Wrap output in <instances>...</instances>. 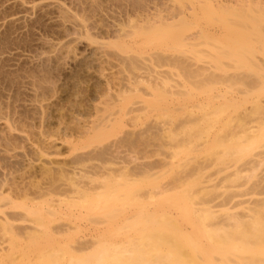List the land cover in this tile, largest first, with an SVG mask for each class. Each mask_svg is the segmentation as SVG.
I'll use <instances>...</instances> for the list:
<instances>
[{
  "label": "rangeland",
  "instance_id": "rangeland-1",
  "mask_svg": "<svg viewBox=\"0 0 264 264\" xmlns=\"http://www.w3.org/2000/svg\"><path fill=\"white\" fill-rule=\"evenodd\" d=\"M253 12L243 28L206 0H0V221L20 216L13 224L22 231L37 217L30 208L48 219L49 235L89 213L65 211L64 179L54 175L118 177L126 168L133 176L119 179L117 198L130 195L153 214L174 197L162 211L211 253L206 264H251L253 253L225 258L216 245L226 231L248 246L264 232V12ZM122 207L89 215L139 211ZM89 229L71 231L63 248ZM9 235L0 232V264H34L44 247Z\"/></svg>",
  "mask_w": 264,
  "mask_h": 264
},
{
  "label": "bare ground",
  "instance_id": "bare-ground-1",
  "mask_svg": "<svg viewBox=\"0 0 264 264\" xmlns=\"http://www.w3.org/2000/svg\"><path fill=\"white\" fill-rule=\"evenodd\" d=\"M206 1L209 3L212 11L216 15L220 16V18H223H221L222 21L226 16L232 15L237 21V24H239V26L243 28L244 26H249L255 22V20L253 19L254 16H252L250 12L256 11L257 14L264 12V10H261L262 8H264V0ZM253 14L255 15L254 12ZM177 17L178 16L176 15L173 16L174 19H177ZM190 17V15H184L179 20L186 22L188 21L187 18ZM155 18L158 19L159 17L156 16ZM260 18H257L256 20L258 21L260 20ZM158 20H160V18ZM179 20L173 21L172 24H175ZM150 21L151 20H149V22ZM170 25V23L164 22L162 19L160 20L159 26L163 27ZM207 32L209 35L213 36H217L220 34V31L217 28H212L209 31H206V33ZM204 33L205 32H202L200 35L195 36L194 39L191 40L193 41V44L194 41L197 38H201ZM252 33L255 34L254 32ZM253 34L245 32L241 33L239 37L251 40ZM130 170H126V168H124L121 169L118 174H115L114 172L113 174L117 175L118 177H116L115 175V177H111L108 173L104 175L101 174V176H97L96 173H94V175L92 176V174L90 173V176V174L88 175L87 172L86 175H79L77 178V175L74 178L73 176L75 174H72L76 171L69 174L68 177V171L65 170L67 174L66 175L64 173V170H61V173H57L56 170L55 172L57 174L53 176V181L56 183L57 178L60 180L64 179V188L59 190V188L55 187V190H59L58 194L64 197V199L59 203H63L65 205V211H72V209L81 210L85 208L87 210V213L89 212L88 215H72V218L69 221L68 225L66 224L57 228H53L50 230L51 234L48 235V219L41 214L42 212L39 213V211L37 212L36 210H31L29 208V210H27L28 214H31V211L37 214V217H35L34 219H29L30 225L28 224L27 227L23 226L25 228L21 227L22 231H19V229L15 228V225L13 223L20 220V216L17 219L14 217V214L10 216L9 213V216L0 221V232L7 235H14L15 240L22 242L24 241L23 245L28 243L29 245L27 244V247H30V245H35L37 247L35 248V250L39 247H44V250L39 249V251H36L39 254H37L38 256L36 255V259L34 257V264H206L205 262H209L211 253L201 248L198 243L194 241L188 233H186L187 228L183 226V223L178 222L176 217L171 218V216L167 212L162 211L168 201L158 204V208H160V211H157L158 213L150 214L145 211L144 204L142 202L135 201L130 195H126L122 200L115 196V194L122 191L121 187L124 186V184L122 186L119 185L122 184L119 179L121 180L123 179V177L129 178L133 176V173L131 171L134 170ZM45 174H50V171L48 170ZM70 175H73V178H70ZM51 186H55L54 183L51 184ZM10 188L12 189L11 186ZM17 188L18 187L14 189L13 187V190H16L17 192ZM22 190L23 189H21V191ZM24 190L26 193H28L26 189ZM19 193L17 195L16 193H12V195H16L18 197ZM22 193L20 194L22 196H19V198L24 197ZM1 194L2 193H0V195ZM5 198L7 199L6 196ZM2 199L7 201L3 197H1L0 202L3 201ZM175 200L178 199H174V197H172L168 204ZM111 205L116 206V209L124 208L122 206L125 205H132L136 206L139 211L136 213H128L126 215L123 213L112 215V212L109 213L110 210H101V218L94 220L90 217V215L94 214V211L98 206L108 207ZM57 208L56 210L58 212V209L60 207L58 209ZM80 213L82 212L80 211ZM23 219H25V217ZM83 224H89V228L93 231L94 234L88 235L85 239L78 243V246L70 247L69 249L63 248L64 237L67 236V234H71V231L76 230L78 232V230L82 228ZM233 232H225L222 239L217 242L216 251L225 258L230 255L232 256L248 252L253 253L252 255L255 257V260L251 264H264V261L261 260V257H259L261 255V250L259 249L263 248L264 244V232L256 230L254 236L258 240V244L250 246H248V244L237 245V242L234 239ZM106 233H108L107 236ZM39 234H43L44 239L45 236H47L49 246H51L49 249L45 248L46 244H44L42 241H39ZM199 234L207 237L211 242L214 241L215 235L213 232L199 230ZM120 235L122 236V239L126 241L123 240L118 243L117 241L113 240L114 237ZM129 236L131 237L126 239V237ZM60 241L62 244L60 243ZM211 246L213 248L212 244ZM15 259L16 258L10 259L9 262H15Z\"/></svg>",
  "mask_w": 264,
  "mask_h": 264
}]
</instances>
